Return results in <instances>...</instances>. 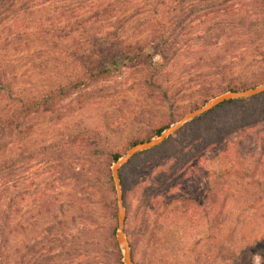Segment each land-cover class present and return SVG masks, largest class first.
I'll use <instances>...</instances> for the list:
<instances>
[{"label": "rangeland", "instance_id": "374dc122", "mask_svg": "<svg viewBox=\"0 0 264 264\" xmlns=\"http://www.w3.org/2000/svg\"><path fill=\"white\" fill-rule=\"evenodd\" d=\"M156 1L110 0L91 8L88 0H32L1 15L0 54L13 85L19 80L20 94L31 102L54 93V105L20 117V159L0 178V264L122 263L112 154L122 155L130 140L200 106L204 98L193 87L199 81L208 82L207 99L226 84L246 88L264 81L259 1L178 0L177 8L176 1ZM197 2L214 6L197 11L185 27L186 44L177 52L175 46L160 67V42L152 34H176L174 20ZM108 32L117 41L109 42ZM138 48L153 53L145 64L121 59ZM72 49L84 50L78 61ZM87 64L108 65L110 73L71 85ZM260 93L205 116L199 125L216 134V145L198 150L188 164L176 165V154L196 141L187 134L190 120L161 148L120 167L122 229L134 263L252 264L253 254L264 257V164L255 169L264 155ZM232 123L231 131L217 134Z\"/></svg>", "mask_w": 264, "mask_h": 264}, {"label": "trees", "instance_id": "16d2710c", "mask_svg": "<svg viewBox=\"0 0 264 264\" xmlns=\"http://www.w3.org/2000/svg\"><path fill=\"white\" fill-rule=\"evenodd\" d=\"M31 1L32 0H24L23 2H20V0H17V1L16 0H0V20H1L2 14L6 13V16L8 15V13H7L8 9H10V8L20 9V5L21 6L22 5L27 6L31 3ZM175 1H176V8H177L178 3H179L178 0H158V1H156V3L158 5L161 4L163 6L166 4L168 5V3H174ZM180 1L183 3L185 0H180ZM225 1L226 0H224L223 2H225ZM255 1H257V2L259 1L258 4L259 5L262 4V6L264 7V0H255ZM87 3H89L88 6L91 8H98V7H101L103 5L108 6L110 4V0H90V1L88 0ZM5 5H7V7ZM213 6H214L213 3L205 2L203 4H198V2H197V6L191 7L189 10H187L184 17H182V18L176 17V20H174L176 22V34H173L174 30H172V31H160L158 33L152 34V38L160 42L159 48H157V51H156V53L158 54L159 59H160L159 60L160 67H164L165 64L171 60V55L175 51V46H176V52H177L178 48L182 44H186V42H187V39H186L187 31H185V27L187 29L191 28V26H189V24L192 22L193 17L196 16L197 11L198 10H202V11L211 10V8ZM225 6H226V8H230L231 4H226ZM181 11H183V10H181ZM172 18L173 17H171L169 19H172ZM97 19H98V17L93 18L94 22L97 21ZM183 21H186L184 26L182 25ZM3 29L7 30L8 28L4 27ZM48 32H50V31H48ZM107 38L109 39V42L113 43V42L117 41L118 36L117 35L115 36V34L113 32H108ZM86 45H89V47L92 48V47H94L95 44L91 42V44L87 43ZM80 52H84V50L79 51L76 49H72L70 51V54L72 56H75L74 59L78 61L79 59L76 57L83 55ZM152 54L153 53L149 54L148 52L143 53V49L138 48V49L133 50L132 52L122 53L121 59L126 63L128 61L131 63L137 62L136 64H145L147 60H150L152 58ZM4 56H5L4 53L0 54V102L4 101V102H8V103L4 104V108L2 109V110L5 109L4 112H2V110H0V178L1 177L3 178V173H6L5 171L12 168V166H14L13 164H15L17 161H19L18 159H20V117L25 115L26 114L25 112L33 110L36 107L42 106L43 108H49L50 109V107H52L54 105L53 101H52L54 93H50V92H49V94H47L45 96V99H41L38 102L28 101L27 98H26L27 100H25L23 97V93L20 94L22 92V89L20 88V81L18 80L17 85H13V83H12V79L14 78V76H12V72L9 68V65H7V63L5 62ZM105 60H107V58H105ZM129 66H132V65H129ZM109 73H110V67L108 65H105V64H103V65L87 64L85 66L81 65L80 73H79L80 79L76 80V82L74 80L75 83L73 82L71 85L82 84L83 78H84V80L90 79V81H94L95 79L97 80V79H99V77L105 76ZM205 81L206 80L199 81L193 86L194 92H197L199 97L204 98L203 101L206 100L209 96V94H208L209 92L206 93V88L208 87V85H205L208 82H205ZM253 86H254V84L247 86L246 88H250ZM60 89H61V87L57 86L56 90L60 91ZM242 89H245V88H235V87L231 86V84H226L224 89L222 88L220 91H218L216 93H221V92L228 91V90H242ZM263 92H261L260 94H262ZM256 95H258V94H256ZM256 95L246 97V98L236 99V100L224 101L222 103L217 104L216 106H214L210 110L204 112L203 114L196 116L193 119H191L187 123V126H189L187 129V134L189 136V140L193 141L195 139L196 140L195 143L200 140V139L197 140V138L201 137L202 140H200L201 141L200 143H196V144L193 142V144H191L190 146H188L186 148L183 155H179L182 150L178 151L176 154V165L183 163L184 160H186L184 162V164H188L189 161L192 159V156L197 157L200 152H201V154H204L206 151L212 149L216 145V138H215L216 134L210 135V133H209L210 131L208 129H206L202 125H199V123L202 122L206 118L205 116H207L215 108H220L221 106H223L225 104H230L233 102L243 103V102H246V100L255 98ZM203 101H201L199 103V105H202ZM10 106L12 108L9 110ZM197 107H198V105H195L191 108V110H193ZM191 110H189V111H191ZM170 123H172V122H167L165 124H162L160 126L155 127L152 130L150 135H145L142 138L130 140L128 147L132 146L135 143L148 140L152 136L158 135L160 133V131L163 128H165L167 125H169ZM235 124H237V123H232L230 125L227 124L229 129L225 128L224 126H221L218 128V130L216 132L218 134L220 132L224 133V131H231V129H233L232 128L233 125H235ZM173 134H171V135H173ZM171 135L167 136L157 146L135 153L133 156L130 157V159L126 163H128L131 159H133L137 156H142V155L144 156L145 154H149V153L154 152V150L157 148H161L162 145L170 139ZM178 143H179L178 140H176V146ZM181 145L182 144L178 145L176 147V149L178 147H180ZM16 148L17 149L19 148L17 152L15 151ZM120 155H121V153H113L111 156L112 161H115ZM187 156H191V158L186 159ZM262 164H264V155L261 156L258 163H256L255 169ZM123 165H125V164H123ZM119 170H120V168L118 169V176H119V181H120V186H121V191H122L123 180L120 176ZM108 180H109V177H108ZM3 185L7 186V184H3ZM2 194H4V193H2ZM14 196H16V195H14ZM1 197L2 196L0 195V198ZM5 197H7V196H5ZM109 201L112 203V200H109ZM122 201H123V194H122ZM122 205H123V202H122ZM19 211H20V208L15 207L14 212L18 213ZM129 249H130V246H129ZM130 256H131V251H130ZM117 263L122 264L119 260L117 261ZM13 264H22V263L18 262V263H13ZM99 264H101V262ZM134 264H136V263H134Z\"/></svg>", "mask_w": 264, "mask_h": 264}, {"label": "water", "instance_id": "95a60500", "mask_svg": "<svg viewBox=\"0 0 264 264\" xmlns=\"http://www.w3.org/2000/svg\"><path fill=\"white\" fill-rule=\"evenodd\" d=\"M262 91H264V81L250 88H245L242 90H228L219 93L207 99L202 105L198 106L197 108L188 111L174 123L167 125L165 128H163L160 131L158 135H155L149 138L148 140L135 143L132 146L128 147L122 155H120L115 161L112 162V164L110 165V177L115 193L116 224H117V229L115 231V241L119 245L121 252V261L123 264H134V263L131 259L129 245L122 229L123 221H124V207L122 205V191L118 176V169L123 164H125L130 159V157L133 156L135 153L157 146L167 136L177 131L184 123L210 110L217 104L228 100L253 96Z\"/></svg>", "mask_w": 264, "mask_h": 264}, {"label": "clouds", "instance_id": "9594fccd", "mask_svg": "<svg viewBox=\"0 0 264 264\" xmlns=\"http://www.w3.org/2000/svg\"><path fill=\"white\" fill-rule=\"evenodd\" d=\"M252 264H264V257L259 254H253L251 257Z\"/></svg>", "mask_w": 264, "mask_h": 264}]
</instances>
